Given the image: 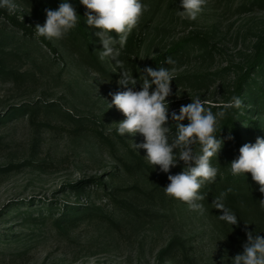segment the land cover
<instances>
[{"label": "rangeland", "instance_id": "rangeland-1", "mask_svg": "<svg viewBox=\"0 0 264 264\" xmlns=\"http://www.w3.org/2000/svg\"><path fill=\"white\" fill-rule=\"evenodd\" d=\"M254 1L207 0L202 13L189 20L177 15L179 0H143L149 10L134 28L142 38L139 66L149 62L144 58L148 52L166 51L172 43L193 33L208 38L218 52L212 59H192L175 68V78L213 74L230 63H247L258 38L264 35V9H244ZM14 3V10L5 8L7 13L19 22L30 20L24 0ZM29 22L33 34L27 35L0 17V50L11 54L9 66L23 77L18 81L0 77V115L13 106L56 103L68 114L98 122L116 144L118 159L131 166L124 170L90 133L76 130L69 119L59 115L41 117L42 123L35 125L28 118L2 125L0 264H171L166 257L160 260L159 254L172 241L186 243L195 264H233L238 250L220 222L205 208L203 213L191 210L186 202L168 196L161 188L168 174L147 161L145 150L132 147L133 141L142 142V136L122 137L160 179L130 158L116 138L117 123L125 117L108 103L113 93L123 90L118 84V69L103 61L104 71L98 70L86 64L64 38L44 37L57 50L55 54L42 43L43 36L37 35L38 23ZM180 81L171 83L169 116L197 96L206 102V108L217 112L227 103L235 76L230 74L224 84L218 79L208 87ZM169 124L175 126L171 120ZM220 125L219 120L217 128ZM89 179L90 183L102 181L108 192L113 190L118 202L101 197L94 189L89 195L79 196L70 187ZM125 203L131 211L120 208ZM83 204L101 208L118 227L104 217L59 230L48 220L46 208L50 205L61 208ZM39 209L44 212L43 224L25 221L28 212L37 214Z\"/></svg>", "mask_w": 264, "mask_h": 264}, {"label": "trees", "instance_id": "trees-1", "mask_svg": "<svg viewBox=\"0 0 264 264\" xmlns=\"http://www.w3.org/2000/svg\"><path fill=\"white\" fill-rule=\"evenodd\" d=\"M60 2L61 0H24V5L31 14L30 20L42 24L46 19L45 10L57 9ZM70 2L73 3L77 14L80 16L78 17L76 27L70 30L64 39L77 51L80 58L86 64L104 71V62L99 59L98 54V51L103 48L99 37L96 35L98 29L85 23L87 9L79 3V0H70ZM252 7L264 9V0H255L249 7L244 9L248 10ZM0 17H3L9 24L20 29L24 34H33L30 20L19 22L9 15L5 8H0ZM112 34L114 37L116 36L114 30ZM40 39L51 51L55 54L57 53V50L53 48L47 39L44 37H40ZM116 47L119 48V45L117 44ZM141 51L142 38L133 28L127 36L124 47L119 48L117 60L121 61L123 68L136 76L138 81L140 79V70L142 71L146 67L154 69L162 66L169 69L180 68L192 59H212L215 57V53L218 52V50L213 48L210 40L199 33H193L178 42L172 43L171 47L166 51L148 52L144 55V58H149V62L144 66H139ZM252 52L253 56L249 58L247 63H230L224 70L213 74H193L188 77L175 78L171 81V83H180L182 82L180 80H185L187 81L186 83L193 86L208 87L218 79L224 84L230 74L235 76L233 89L230 92L227 103L233 96H239L242 104L239 108L231 107L227 109H224L223 105L217 111L223 110L225 112L224 117L220 119L221 125L217 128L216 132V135L224 140V144L218 155L211 158L212 165L217 167L219 171L215 181L212 183L206 182L199 191L205 196V199L202 201L204 208L220 222L227 238L235 243L238 253L243 251V244L247 240L246 231L256 232L264 237V217L262 216L264 203L261 202V200H264V193L259 191V185L252 180L250 173L233 176L230 171V162L239 155V148L245 143H254L257 137H264V35L258 38ZM10 55V53L0 50V77L3 79L12 78L15 81L22 80L23 77L10 67L7 62ZM169 57L176 62L174 65L166 63V59ZM111 63L120 72V66L115 61H111ZM175 112L178 113L179 110ZM212 112L217 113L216 111ZM54 114L65 117L67 120L69 119L76 130L90 133L102 148L108 150L112 157L117 158L116 161L120 162L124 170H130L131 165L129 163L125 162L122 158L118 159L119 155L117 154L116 144L98 126V122L90 118H87L85 121L84 118L68 114L62 106L56 103L36 102L13 106L7 112L0 115V127L20 118H28V121L35 125L42 123L40 121L41 117L49 119ZM170 120L171 115L169 116ZM172 128L175 130V126ZM114 134L130 158L154 178L160 179L152 166L141 155L137 154L122 136L116 132ZM229 136L232 138L229 139ZM195 150L199 151V145ZM182 168L183 162H180L172 173H178ZM168 183V178H165L164 181H161V188H164ZM70 187L79 196L89 195L91 189H94L98 191L97 193L101 197L111 198L113 201L118 202L113 196V190L108 192L106 185L102 181L90 183L89 179L82 184H75ZM100 191H104V194ZM221 194H225L223 202L239 219L236 225L231 226L221 220L219 215L222 214V210L214 208L212 202L216 198L221 197ZM120 206L125 211H131L129 209L131 206L127 203ZM43 213L41 209L38 210L37 214L28 212L25 221L43 224ZM46 214L52 225L59 230L72 227L86 219L104 217L109 224L118 227L117 222L113 218L104 214L101 208L92 204L74 207L62 205L61 208L50 205L46 208ZM185 244L180 241H172L159 254V259L164 261L166 257L171 264H195L194 260L188 255V248Z\"/></svg>", "mask_w": 264, "mask_h": 264}, {"label": "clouds", "instance_id": "clouds-1", "mask_svg": "<svg viewBox=\"0 0 264 264\" xmlns=\"http://www.w3.org/2000/svg\"><path fill=\"white\" fill-rule=\"evenodd\" d=\"M79 3L87 9L85 23L98 29L96 35L103 45V50L98 51L99 59L115 61L120 66L118 84L123 90L113 93L111 103H108L109 108L115 106L125 117L117 123L116 131L121 136H142L140 143L132 140V147L137 151L145 150L147 161L168 174L165 193L186 202L191 210L203 213L205 196L199 190L217 177L219 169L212 165L211 158L218 155L224 144L216 132L225 112L213 113L197 96L187 105H181L178 113H171V121L175 125L173 130L169 124L170 101L167 98L173 94L171 81L175 79V68L146 67L140 70L138 81L117 60L119 48L124 47L127 36L149 10V5L143 0H79ZM206 4L207 0H179L177 15L195 20ZM15 7L14 0H0V8L12 11ZM45 13V22L36 25L35 29L37 35L49 40L65 38L76 27L80 16L70 0H61L57 9H46ZM166 63L174 65L176 62L169 57ZM241 104V98L233 96L223 108H239ZM185 120L187 124L182 123ZM197 144L199 151L193 147ZM180 162H183L182 170L173 174L171 169ZM230 171L233 176L250 173L252 180L259 185V191L264 193V137H257L254 143L243 144L239 155L230 162ZM224 195L212 203L215 209L222 210L221 220L231 226L236 225L239 219L223 202ZM246 236L243 251L233 258V264H264V237L252 231H246Z\"/></svg>", "mask_w": 264, "mask_h": 264}]
</instances>
